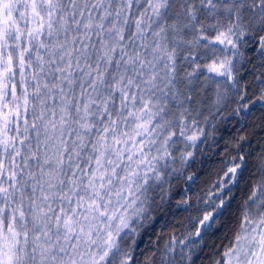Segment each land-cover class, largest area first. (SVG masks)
<instances>
[{"label":"snow or ice","instance_id":"1","mask_svg":"<svg viewBox=\"0 0 264 264\" xmlns=\"http://www.w3.org/2000/svg\"><path fill=\"white\" fill-rule=\"evenodd\" d=\"M0 264H264V0H0Z\"/></svg>","mask_w":264,"mask_h":264},{"label":"trees","instance_id":"2","mask_svg":"<svg viewBox=\"0 0 264 264\" xmlns=\"http://www.w3.org/2000/svg\"><path fill=\"white\" fill-rule=\"evenodd\" d=\"M232 132V125L229 123L226 126L222 125L221 129L219 131V135H222L224 139L226 140L229 136V134ZM199 167V165L197 166ZM195 171V169H193ZM180 197L176 196L173 199V203L175 204V201L178 200ZM172 217H161L158 221H156L155 228L154 229H149V233L144 236L143 240L146 243L150 238H152V233L153 231H159L161 226L165 223L166 219H171ZM141 247H143V243L141 244Z\"/></svg>","mask_w":264,"mask_h":264}]
</instances>
